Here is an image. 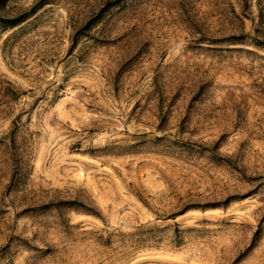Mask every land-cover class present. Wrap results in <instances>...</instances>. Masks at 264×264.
Returning <instances> with one entry per match:
<instances>
[{
  "label": "rangeland",
  "instance_id": "1",
  "mask_svg": "<svg viewBox=\"0 0 264 264\" xmlns=\"http://www.w3.org/2000/svg\"><path fill=\"white\" fill-rule=\"evenodd\" d=\"M0 264H264V0H0Z\"/></svg>",
  "mask_w": 264,
  "mask_h": 264
}]
</instances>
